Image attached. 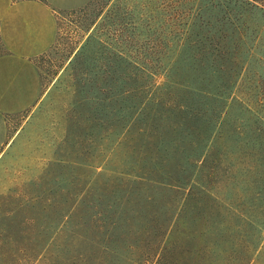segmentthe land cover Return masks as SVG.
<instances>
[{
    "label": "rangeland",
    "instance_id": "1",
    "mask_svg": "<svg viewBox=\"0 0 264 264\" xmlns=\"http://www.w3.org/2000/svg\"><path fill=\"white\" fill-rule=\"evenodd\" d=\"M58 17L38 62L56 88L0 158V264H264V0H90ZM202 78L232 95L197 161L211 112L170 79Z\"/></svg>",
    "mask_w": 264,
    "mask_h": 264
},
{
    "label": "crops",
    "instance_id": "2",
    "mask_svg": "<svg viewBox=\"0 0 264 264\" xmlns=\"http://www.w3.org/2000/svg\"><path fill=\"white\" fill-rule=\"evenodd\" d=\"M89 1L0 0V158L17 151L56 88L59 74L44 78L38 62L59 39L58 12L80 9ZM60 115L56 126H51L54 129L46 131L47 135L57 131L58 141L66 132L65 118Z\"/></svg>",
    "mask_w": 264,
    "mask_h": 264
},
{
    "label": "trees",
    "instance_id": "3",
    "mask_svg": "<svg viewBox=\"0 0 264 264\" xmlns=\"http://www.w3.org/2000/svg\"><path fill=\"white\" fill-rule=\"evenodd\" d=\"M93 24H95V22ZM129 65L133 66V64H131L130 62H129ZM230 80H233V78ZM170 83L174 85H178L179 88H182V92L185 91V93L189 94L191 97H196L198 104L204 101V104L207 107H209V111L211 112L209 115H206V116L201 115L200 117V119L203 120L202 121L203 124L206 125L207 131L206 130L203 131L205 138L195 139L194 140L195 142L190 147V155L191 156L196 155L195 158L197 160V158H199V156L203 154V149L207 148L208 144L212 141L213 134L220 124V120L223 115V110L227 104L226 102L228 101V99L231 98V95H232L231 85L227 84V81L226 82L222 81V83L217 84V82L216 81L214 82L212 78L210 79L202 78L200 80L195 79L194 81H190V79H188V81L181 80V79L179 80L170 79ZM191 83L193 85L195 84V86L191 85ZM195 103L192 102L191 105L195 106ZM187 104L188 103H183L182 105H180V110H182V108L188 107L189 105ZM191 105L187 109V111H190L189 109L192 108ZM220 105H222V108L221 107L219 108ZM181 113H184V112H181ZM192 115H193L192 117H195L198 120V117L195 116V113ZM135 118H136V114L132 115V120H134ZM258 130L260 131L261 129L258 128ZM263 145H264L263 142L258 141L257 147H256L257 151H259L258 166L262 167V170H264V154H263L264 146ZM162 176L163 175H160L159 177L157 176L154 178V177H149L147 175H139L137 176L136 181L142 184H149V185L154 184V185L159 186L161 189H166L168 191L177 190V188L181 187L179 185H176L173 180L168 179L169 177L164 178ZM262 191L263 193L260 195H262L264 198V189L260 190L259 192H262Z\"/></svg>",
    "mask_w": 264,
    "mask_h": 264
}]
</instances>
